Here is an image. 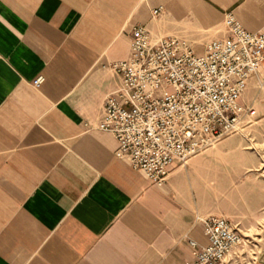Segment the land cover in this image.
I'll return each mask as SVG.
<instances>
[{
  "label": "crops",
  "instance_id": "0c3cea01",
  "mask_svg": "<svg viewBox=\"0 0 264 264\" xmlns=\"http://www.w3.org/2000/svg\"><path fill=\"white\" fill-rule=\"evenodd\" d=\"M231 12L248 31L264 27V0H0V264H185L209 216L257 235L248 264H264V139L251 136L264 118L246 100L255 80L241 132L176 164L163 186L98 129L135 25L203 50L228 35Z\"/></svg>",
  "mask_w": 264,
  "mask_h": 264
},
{
  "label": "built area",
  "instance_id": "2783aa9c",
  "mask_svg": "<svg viewBox=\"0 0 264 264\" xmlns=\"http://www.w3.org/2000/svg\"><path fill=\"white\" fill-rule=\"evenodd\" d=\"M225 26L226 37L197 50L177 36L153 38L137 24L129 57L110 66L121 83L106 97L98 129L115 136L118 158L157 186L176 164L186 165L240 133L256 113L241 100L251 80L264 91V27L248 31L232 12ZM44 80L39 76L33 84ZM201 221L207 242L191 241L194 259L185 264H243L244 234L224 217Z\"/></svg>",
  "mask_w": 264,
  "mask_h": 264
},
{
  "label": "rangeland",
  "instance_id": "374dc122",
  "mask_svg": "<svg viewBox=\"0 0 264 264\" xmlns=\"http://www.w3.org/2000/svg\"><path fill=\"white\" fill-rule=\"evenodd\" d=\"M260 92H264V91L255 90L254 94L248 95L246 98L247 102H252V101L256 100L257 106H261L262 111L260 110L259 118L256 119V121L261 119V118H264V93L260 94ZM252 132L253 133H251V136L263 137V139H264V129L258 130L255 128ZM261 142H264V141H261ZM243 234L246 237V240L248 242H247V246H245L241 249L244 250V256L247 257V259H248V261L244 262V263L248 264V263H251V261H253V258L256 256V253L259 250V244H261V240L258 239V236L253 234V233H250V234L249 233H243Z\"/></svg>",
  "mask_w": 264,
  "mask_h": 264
}]
</instances>
